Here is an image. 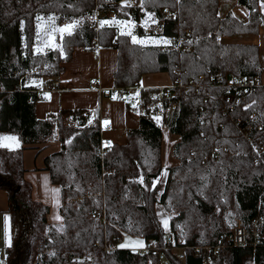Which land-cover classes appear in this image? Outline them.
Returning <instances> with one entry per match:
<instances>
[{"label": "trees", "instance_id": "obj_1", "mask_svg": "<svg viewBox=\"0 0 264 264\" xmlns=\"http://www.w3.org/2000/svg\"><path fill=\"white\" fill-rule=\"evenodd\" d=\"M119 2L0 0V136L15 133L21 140L19 148L0 144V188L9 195L13 230L7 264H161L152 247L164 248L171 264H205L212 252L196 253L195 246H216L221 234L226 239L210 264H264V238L257 246L251 239L244 246L228 240L238 221L250 226L264 216L262 54L259 43L223 39L259 32L264 0H240L251 13L246 21L232 11L220 14L221 0ZM111 6L136 22L154 12L173 40L138 43L113 24L90 25L98 8ZM166 6L173 16L165 14ZM46 17L55 25L79 21L61 37L63 52L38 46L39 24ZM77 45L117 47L120 92L138 86L146 73L174 77V69L188 86H176V96L163 101L157 97L161 87L142 89L140 126L129 130L127 142L103 152L97 110L93 121L92 111L81 108L61 109L45 119L37 114L38 80L53 85ZM232 75L258 81L238 99L234 92L240 85L228 83ZM163 124L181 136L174 145L178 162L169 167L162 159ZM56 137L62 146L47 155L45 170L63 188L62 227L49 223L50 207L33 198L24 160L29 146ZM160 203L171 212L169 236L185 246V260L165 248L168 231ZM124 230L143 236L147 250L119 246Z\"/></svg>", "mask_w": 264, "mask_h": 264}, {"label": "crops", "instance_id": "obj_2", "mask_svg": "<svg viewBox=\"0 0 264 264\" xmlns=\"http://www.w3.org/2000/svg\"><path fill=\"white\" fill-rule=\"evenodd\" d=\"M125 4L127 5V3ZM260 10L264 12V2L261 3ZM230 11L237 14L243 21L248 20L251 14L250 10L240 0H221L220 14L226 16ZM148 14L152 19L155 13L146 11V14L139 22L125 15L124 19L131 23L125 29L122 27L125 24V20L122 18L119 19L118 23L111 24L115 25L120 32L129 33L132 39L135 38V41H142L141 43L168 44V42H171L173 38L164 35L161 20L159 23L158 16L155 25H158L159 29L156 33L152 30L155 25L150 26L155 19L149 21L147 25L144 23ZM70 24L72 25V22ZM144 26L147 29H143ZM73 27L75 26L73 25ZM223 39L234 43H259L262 54L261 62L264 68V24H262L259 32L240 33L234 36L225 35ZM165 41L168 42L165 43ZM118 62V49L116 46L98 45L97 48L75 46L71 59L66 61L65 70L57 79L52 81L53 85L45 83V78L39 79L41 81L38 80L42 90L41 98L37 102L38 116L45 119L48 114L58 113L61 109L70 108L73 110L81 108L92 111L90 121H93L95 119L94 112L97 110L100 116L99 124L102 129V140L112 144L127 142L129 130L140 126L141 114L137 103L141 99V90L168 86L172 81V73L165 71L146 73L141 77L139 85L132 87L131 98L126 99L120 95L119 89L115 86V72ZM96 80L105 89L118 90L112 96L105 95L103 93L104 89L99 90L93 87V82ZM262 81L264 82V72L262 73ZM163 127L162 159L164 166L169 167L178 162L177 155L174 154V145L181 136L170 131L167 125H163ZM0 144L4 147L19 148L21 140L15 133L5 132V134L0 136ZM61 146V142L56 137L46 141V143L39 142L32 147L29 146L24 151V160H26L25 165L27 167L25 174L26 179L30 181L34 188L33 198L45 202L50 207L48 221L59 227L64 224V214L61 213V206L64 202L62 197L63 188L53 181L52 173L49 170H45V162L47 155L53 151H58ZM9 204L8 192L0 188V257L4 258L5 249L10 245L13 232L11 230V216L8 211ZM123 235V241L120 242L119 246L123 245L131 250L146 251L147 240L143 236H131L127 232H123ZM126 236L132 238L141 237L145 242L144 244L142 242V246L133 245L134 240L131 238L132 240L130 241ZM162 260L164 261L163 264H167V261H170L167 256L163 257Z\"/></svg>", "mask_w": 264, "mask_h": 264}, {"label": "built area", "instance_id": "obj_3", "mask_svg": "<svg viewBox=\"0 0 264 264\" xmlns=\"http://www.w3.org/2000/svg\"><path fill=\"white\" fill-rule=\"evenodd\" d=\"M122 5H124L125 3L127 4H132V5H140L141 4V0H120V2ZM165 14H167L168 16H173V9L170 6H166V8L164 9ZM125 15L124 13L111 6L110 8L108 7H104V8H98L96 11V14L92 16V20L90 22V25L95 27L96 29H98L99 27H101L102 24H106V23H102V22H111L113 20L116 19H120L123 18L124 19ZM109 24V23H108ZM178 39V38H176ZM182 40L184 39H178V41L182 42ZM95 41V39H94ZM95 43H97L95 41ZM190 45L186 46L189 47ZM175 72V76L172 77V81L168 86H162L161 89H158L157 92V97L158 99H160L161 101L168 99L170 97H175L176 93L174 88H176V86L180 85L183 86L185 84H183V81L181 79V77L178 75V71L176 69L173 70ZM258 81V79H252L249 80L247 77H236L235 75H232L229 78V82L232 85H240V87H238L237 91L234 92L235 93V97L240 99L242 97H244L245 93H247V90L250 89V87L256 82ZM186 87L188 85H185ZM93 87L97 88V89H104L103 93L105 95H113L115 94V92L118 90H111V89H105L101 86V84L99 82L94 81L93 82ZM249 88V89H248ZM132 87H129L128 90L123 91L122 93L124 94L125 98L128 99L131 96V92H132ZM143 103V100L139 99L138 101V105L141 106ZM173 107H176V102L173 104ZM243 133L245 136L250 137L249 131H245L244 129H242ZM103 143V152L106 150L107 146L111 145L112 143H109L108 141H104L102 140ZM214 155L216 157L221 156L220 153V147L215 148L213 151ZM221 239L219 241V243L216 246H212V245H203V246H195V251L196 253L201 254L203 252V249H207L208 251L212 252V254L214 256L217 255V253L220 252V248L223 246V240L226 239L225 234H221ZM230 238L228 239L229 241L231 240L232 243H234L235 245H240V246H244V244H246L248 242L249 239H251V242H253L254 246H257L258 243L264 238V216H259L257 217V219H255L252 224H250V226H248L245 222L240 221L237 225H235L232 229V232L230 233ZM167 239V245L165 248L170 249L171 252H173L174 254L176 253L177 257L181 260H185L186 259V248L184 245H178L176 243H174V239H172L169 235H166L165 237ZM147 250V249H146ZM152 252H154L155 254H158L162 260L163 257L167 256L164 248H157V247H152ZM212 254H209V256L207 257L205 264H210L212 261ZM175 255V256H176ZM6 258L4 257H0V264H7L6 262Z\"/></svg>", "mask_w": 264, "mask_h": 264}, {"label": "rangeland", "instance_id": "obj_4", "mask_svg": "<svg viewBox=\"0 0 264 264\" xmlns=\"http://www.w3.org/2000/svg\"><path fill=\"white\" fill-rule=\"evenodd\" d=\"M141 2H142V0H141ZM149 16H150L149 14H148V16H146V19L144 20V23L147 25L149 23V21H152V20L155 19V21H153V23L150 24V26H154L158 18L156 16V14H154V16H153L152 19ZM123 20H125V19H123ZM119 21L120 20L117 19V20L111 21V22L108 21V23H109V26H110L111 23H115V22L118 23ZM78 22L79 21H74V22H72V25L76 26ZM124 22H125V24L122 25V27H124V29L127 28L129 26V24H131L130 22H128V20H125ZM55 23H56V21L53 20L52 17H46V18H43L41 20V22L39 24V29H38V31H39L38 32V35H39V38H38L39 45L38 46L42 50H45L47 47L52 46L53 48H60L61 49L60 51L63 52L64 48H62L61 37H63L64 33H70V31L72 29L68 30L66 26L71 25V24L70 23H66V24H63V25L60 26V25H55ZM159 23H160V20H159ZM161 24H162V21H161ZM143 29H147V28H145V26H144ZM158 29H159L158 28V25L157 26L155 25V28H152V30L155 33L158 31ZM119 93H120V95L124 96V94L122 92L119 91ZM129 98H131V96ZM163 116L162 115H159L157 117L160 120H162V117ZM163 125H166V124H163ZM164 179H165V175L163 176L162 180H164ZM157 209L159 210V213H160L159 216L161 217L163 223L165 224V221L167 222L165 225H166V229L168 231L167 233L169 235L170 234V231H171V229H170V227H171L170 219H171V216H172L171 215V212H169L168 210H166L165 207H164V205L161 204V203L157 206ZM239 222L240 221H238V223ZM123 232H127V231L124 230ZM127 233H129V232H127ZM134 236H140V235H134ZM126 237H128V239H130V241L132 239L134 240L133 245L135 244V245L140 246L142 244V242H143V244L145 242V240L142 239L141 237H133V238L132 237H129V236H126ZM123 238H124V235L122 234V239ZM163 262L164 261L161 260V264H163ZM167 264H171V262L170 261H167Z\"/></svg>", "mask_w": 264, "mask_h": 264}, {"label": "snow or ice", "instance_id": "obj_5", "mask_svg": "<svg viewBox=\"0 0 264 264\" xmlns=\"http://www.w3.org/2000/svg\"><path fill=\"white\" fill-rule=\"evenodd\" d=\"M102 23H107L106 21L105 22H102ZM67 27V29L68 30H70L72 27H73V25H68V26H66ZM134 39V42H142V41H135V38H133ZM168 41H165V43H167ZM159 118L157 117V120H158ZM105 123H107V122H105ZM12 139H14V138H12ZM18 146V145H17ZM167 222L165 221V224H166ZM142 246V245H141ZM122 247H123V245H122Z\"/></svg>", "mask_w": 264, "mask_h": 264}]
</instances>
